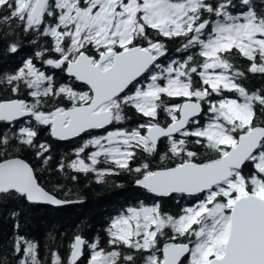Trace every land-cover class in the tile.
<instances>
[{"label":"snow or ice","instance_id":"obj_1","mask_svg":"<svg viewBox=\"0 0 264 264\" xmlns=\"http://www.w3.org/2000/svg\"><path fill=\"white\" fill-rule=\"evenodd\" d=\"M26 47L0 71V209L82 204L61 178L144 193L50 264H264V0H0V58Z\"/></svg>","mask_w":264,"mask_h":264},{"label":"trees","instance_id":"obj_2","mask_svg":"<svg viewBox=\"0 0 264 264\" xmlns=\"http://www.w3.org/2000/svg\"><path fill=\"white\" fill-rule=\"evenodd\" d=\"M30 51L29 48L15 57L7 56L0 58V71H10L21 57ZM179 55V54H175ZM262 82L255 77L249 76L248 87L257 88ZM87 138V137H86ZM52 157L50 167L55 168L61 159L65 163L74 159V149L81 143L80 139L72 142L51 141ZM26 158L33 164L38 163L29 154ZM47 175L46 173H41ZM54 175L56 173H53ZM123 187L105 188L101 185L89 182L87 178L81 177L78 183L70 180L61 182L67 188L72 189L71 197L76 199L77 195L84 200L82 204H74L68 207L55 209L41 205H12L7 210L0 209V254L7 255L10 260L14 259L10 253V243L14 235L18 234L38 245L39 258L50 264L52 252H58L62 258L68 255V245L74 235H83L92 241L99 234L103 237V229L111 216L119 209L138 199L144 198L142 190L136 188L129 177L120 176L112 178ZM60 198H66L58 192ZM11 208H21L22 214L18 217L20 228L14 229V221L9 216ZM165 208L173 212L178 211L179 205L175 201H166Z\"/></svg>","mask_w":264,"mask_h":264},{"label":"water","instance_id":"obj_3","mask_svg":"<svg viewBox=\"0 0 264 264\" xmlns=\"http://www.w3.org/2000/svg\"><path fill=\"white\" fill-rule=\"evenodd\" d=\"M79 138H77L76 140H78ZM75 141V140H74ZM59 142H72V141H59ZM71 205H74V204H70V205H65V206H60V207H57V206H51V205H41V206H47V207H52V208H55V209H59V208H64V207H68V206H71Z\"/></svg>","mask_w":264,"mask_h":264}]
</instances>
